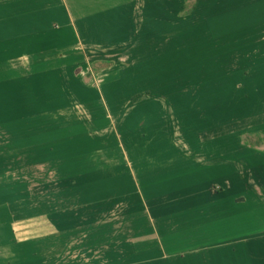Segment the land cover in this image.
I'll list each match as a JSON object with an SVG mask.
<instances>
[{"label":"crops","instance_id":"obj_1","mask_svg":"<svg viewBox=\"0 0 264 264\" xmlns=\"http://www.w3.org/2000/svg\"><path fill=\"white\" fill-rule=\"evenodd\" d=\"M237 59L242 60L236 63ZM97 63H112L120 74L114 81H102L105 71L93 74ZM243 72L245 87L250 84V100H257L250 120L260 123L264 136V0H0V130L7 133L0 142V157L14 152L40 154L42 145H19L62 128L83 127L73 111L69 126L44 131L41 107L66 106L60 104L62 97L70 103L77 94L84 95L80 105L124 103V97L110 100L104 92L113 85L125 90L130 73L136 80L141 75L146 78L148 85L142 83L138 91L173 95L199 86L205 97L225 88L242 90ZM82 77L92 78L93 84H85ZM196 99L189 101L191 106L209 102ZM168 100L172 105L174 101L163 93V97L140 98L135 105L144 101L148 103L141 105L166 106ZM54 118L53 124L62 122ZM256 149H250L251 173L244 177L221 160L229 172L210 179L214 158L197 156L198 162L191 166L195 172L183 169L184 177L178 181L190 188L181 195H164L154 208L143 203L135 189L131 196L102 199L99 205L115 203L120 212L127 208L128 221L122 222V215L112 227H100V237L89 213L94 205L87 201L51 215L23 210L27 201L12 194V171H7L13 167L12 158L9 164L0 162V167L6 166V172H0V264H264V230L239 239H213L231 231L238 210L254 208L264 217V150ZM194 173L196 178L201 173L204 180L198 183ZM160 179L151 177L148 184L157 186ZM81 185L86 193L93 183L72 182L73 195ZM241 199L245 202L240 204ZM41 215L53 218L49 234L39 235L28 225L20 229L32 235L15 232L14 225L23 219ZM125 223L129 224L126 234L121 226ZM7 231L12 239L6 237Z\"/></svg>","mask_w":264,"mask_h":264},{"label":"rangeland","instance_id":"obj_2","mask_svg":"<svg viewBox=\"0 0 264 264\" xmlns=\"http://www.w3.org/2000/svg\"><path fill=\"white\" fill-rule=\"evenodd\" d=\"M240 60L242 59H237L236 63ZM93 69L94 76L97 70L105 71L101 79L107 82L114 81L120 74L116 65L112 63L105 66L97 63L93 65ZM240 74L243 76L242 90L234 91L235 87L225 88L223 91H217L214 95L205 97L202 96L203 90H197L199 86L190 88L193 90L177 91L173 95L169 91H163L165 97H170L174 101L171 105V101L168 100L169 104L166 106L162 103L158 106L141 105L148 103L144 101L140 105H135L140 98L163 97V93L159 90H136L137 87L139 89L143 85H148L146 78L141 75L140 79L136 80L133 73H130L124 82L125 90L117 89V86L113 85L114 89L104 92V98L110 100L113 97L117 99L124 97L125 100H121L124 103L120 105H80L84 95L77 94L78 99L70 103L68 99L61 98L60 104L66 106L55 107L49 104L50 106L41 107L40 123H44V131L53 130L58 126H69L72 122H68L70 120L68 115L74 114L73 111L76 113V123H82L83 127L79 125L77 128H62L31 142H21L19 145L20 148L26 147L27 144L42 145L40 150L44 152L40 154L14 152L7 154L9 156L7 158L0 157V162L5 164H9L12 158L13 167L9 166L11 169L7 170L12 171V176H9L14 185L12 194H16L19 200L27 201L28 207L25 206L23 209L26 212L50 215L53 211L73 210L74 206L78 205L77 202L87 201V204L94 205L90 207L89 213H93L92 226L97 229L95 231L100 237V227L106 224L112 227V224H116L122 215V222L128 221L127 216L124 215L127 208L124 212H120L121 208L118 209L115 203L99 205L102 199L107 200V197L112 195L131 196L135 189L136 196L141 197L143 203L154 208L155 201L164 199V195H181L186 191L189 186L181 185L178 181L184 177L183 169H187L188 173L195 172L191 166L198 162L197 156L205 159L214 158L212 161L215 162L209 165L208 169L210 171L214 168L210 172V179L222 172H229L220 162L221 160H225V164L230 165V169L238 177H244L245 173H251L248 171L251 169L248 167L251 157L250 149L257 148L256 150L263 151L264 136L259 129L260 123L250 120L249 115L251 112L254 113L253 105L257 103V100L254 102L250 100L252 98L250 84L247 83L245 87L244 72ZM82 81L86 82L85 84L89 82L93 84L92 78L89 81L82 77ZM179 94L181 97L178 100ZM245 97L248 98L247 103ZM190 98L209 102L191 106ZM54 109L56 113L51 111ZM196 109L197 112H195ZM53 116L56 117L54 121L62 120V122L59 121L61 124H53ZM186 118L193 121H186ZM251 124L254 129H250ZM6 134L4 129L0 130V142L5 141ZM104 162H108L109 165ZM5 167L4 165L0 167V172H6ZM154 176L161 179L157 182V186H150L148 179ZM193 176L196 178L195 173ZM75 179L78 183L82 181L83 184L92 182L95 187L92 185L88 189L85 188V193L81 185L75 196L71 192L74 188L71 183L76 181ZM202 180L204 179L200 173L196 181L201 183ZM136 202L137 197L134 196L133 205ZM18 208L23 211L20 206ZM250 212L251 210L245 212L238 210L231 231L214 235L215 242H222V239L228 237L239 239L253 235L254 232H251L249 224L255 219L257 223V218L250 217ZM258 212L262 216V213ZM118 213L117 218L110 220L112 215H118ZM42 216L23 219L24 222L14 225L15 232L17 234L26 232L23 237L32 235L28 233L30 230L20 229L21 226L28 225L31 230L34 227L37 228L40 231L39 235L49 234L52 232L53 218H47L48 215L43 218ZM80 220L84 221V218L78 221ZM128 225L121 224L124 227V234L128 233ZM6 233V237L12 239L11 234L8 231ZM96 247L99 249L100 245L97 244Z\"/></svg>","mask_w":264,"mask_h":264},{"label":"trees","instance_id":"obj_3","mask_svg":"<svg viewBox=\"0 0 264 264\" xmlns=\"http://www.w3.org/2000/svg\"><path fill=\"white\" fill-rule=\"evenodd\" d=\"M240 204L244 203V200H239L238 201ZM253 211L250 212V217H256L257 218V223H255V221L252 220L251 224H249V227L253 230H251L252 232H259V231H263L264 230V217L260 216L258 213V211H254L255 209H252ZM254 215V216H253Z\"/></svg>","mask_w":264,"mask_h":264}]
</instances>
